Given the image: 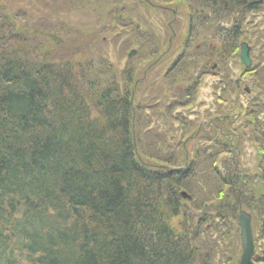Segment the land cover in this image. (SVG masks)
<instances>
[{
  "label": "trees",
  "instance_id": "obj_1",
  "mask_svg": "<svg viewBox=\"0 0 264 264\" xmlns=\"http://www.w3.org/2000/svg\"><path fill=\"white\" fill-rule=\"evenodd\" d=\"M199 2L205 10L233 17L237 24V15L259 10L264 0ZM23 26L29 27L27 34L22 32ZM37 32L26 21L12 19L10 24L0 17V102L5 87L17 75L27 85L22 94L26 99H21L27 106L36 96L45 100L49 95L62 94L61 104L71 106L72 117L66 123L52 115L47 119L41 105L33 103L28 113L32 118L28 119L15 118V113L0 109V115L5 116L3 125L11 127L8 133H0V264H14L16 250L30 264H212L209 258L196 259L188 234L180 232L190 229L187 220L179 231L169 224L168 216L177 214L170 203L179 202L180 179L153 173L136 158L134 149L123 144L122 133L112 127L133 113L123 97L127 91L120 94L117 86L105 90L97 86L90 78L100 72L94 63L81 65L75 61L67 68L66 77L59 61L38 58L41 53L31 47L30 41ZM237 33L236 29L229 34L231 47ZM20 43L29 44L35 52L29 70L21 65L22 59L27 62L31 58L19 56L26 46ZM12 44L22 48L16 58L2 51ZM115 98L119 102H114ZM257 100L253 105L258 104ZM137 113L135 110L133 118L137 119ZM48 122L57 136L48 131ZM21 127L35 137L33 143L25 146L17 140L16 135L23 133ZM135 129L139 143L137 123ZM81 144L87 152L72 155ZM137 152L143 153L142 149ZM259 152L260 181L264 185L262 148ZM142 159L147 161V155ZM79 171L84 172L83 178L77 174ZM223 191L217 198L235 205L236 193ZM78 193L85 195L83 202ZM262 204L264 213V199ZM181 251L184 260L177 254ZM256 259L264 264V256Z\"/></svg>",
  "mask_w": 264,
  "mask_h": 264
},
{
  "label": "rangeland",
  "instance_id": "obj_2",
  "mask_svg": "<svg viewBox=\"0 0 264 264\" xmlns=\"http://www.w3.org/2000/svg\"><path fill=\"white\" fill-rule=\"evenodd\" d=\"M149 2L153 5H150ZM202 5L199 0H0V17L5 18L10 24L12 19L19 22L26 21L36 29L38 32L30 40L31 47L41 53L44 60H48L51 56V59L56 61V58L61 55H75L72 52L77 51L75 60L80 62L93 60L96 65L99 63V68H102L100 73L104 70L108 72V76L116 77L125 72L127 68L130 69V64L138 61L137 64L144 66L140 67V70H136L138 72L152 70L148 77L155 78L156 82L163 88L162 93L167 94L175 86V79H188L192 74L194 77L195 67L203 62L201 60L191 62L193 57L188 58L186 55L177 59L176 54L178 52L193 50L194 56L201 55L204 58L215 56L214 53L207 52L210 45H205V43L218 39L215 29L223 16L218 13L200 12ZM112 10L116 12H111ZM172 11L178 12L175 14L174 23H170L172 18L170 12ZM110 12L115 14V17L124 13L126 22L121 23V17L118 16L115 22L110 24L107 20L110 17L115 19L110 15ZM205 14L206 16H204ZM128 19L134 25L136 24L134 31L142 33L139 34L145 41L142 48L138 44V36L137 39H134L126 35L133 29V24H129ZM246 19L251 25L244 29L245 38L255 42L254 53L258 57L255 64L257 67L252 66L250 68L249 77L253 78V75L257 74L260 79V82L255 81L256 84H253V88L256 87L257 89L254 91L257 93L262 91L258 93L260 95V99L257 100L259 104L263 103L264 100V5L260 12L250 13ZM226 24H230V22L227 21ZM3 31L6 30L3 29ZM20 44L26 45L25 43ZM31 47L28 44L25 46V50L28 55L34 56L35 52L30 50ZM131 49H136L134 53L136 56L133 59L134 54L129 58L127 57V53ZM149 51L159 53L160 57H151ZM96 53H100L102 56L100 57ZM177 61L178 63H176ZM171 62H173V66L176 65L174 70L169 72L168 66ZM220 62L226 71L227 82L231 87L235 82L236 75L240 71H244L242 70L243 66L234 54L227 58H221ZM168 72L170 76L165 77ZM163 78L164 81L161 82ZM206 80L208 84L211 81V79ZM132 92L137 91L132 90ZM159 92L161 94V91ZM208 92L209 85L202 87L200 99H205L207 94H210ZM138 100L143 102L139 95ZM152 115L149 110H144L142 113V118H145L148 127L150 126L148 124L152 123L151 119H156V114ZM152 124V130L145 133L146 139L140 138L139 140L140 143L150 146L151 150L157 148L156 145L159 141L170 142L167 138L164 140L155 134L159 127V121ZM246 124H248L247 127ZM263 124L261 121L259 124L252 121L248 123L245 120L244 110H241L240 117L237 121H233L230 127L234 132V136L231 137L232 151L236 154L230 160L229 173L233 174L232 164H237V177L241 176V173L244 174L245 177L241 176L245 181L242 195L244 200L253 207V217L257 222H259L260 215H264L262 213L264 185L260 181L262 157L257 150L260 143L253 138L252 132H254V126H257V130L262 131ZM243 129H246L249 134L240 138L239 132ZM258 136L260 137L261 134ZM245 139L248 140L247 143H245ZM176 148L177 146L174 150ZM142 151L148 154L150 150L143 148ZM183 153L186 157V152ZM148 160L155 162L152 159ZM223 163H227V161L220 157L216 159V166L219 167ZM212 168L209 165L198 178V182L204 189H207L210 182L216 178L215 169ZM209 192H212V187L209 188ZM236 238L237 235L233 230H230L225 236L227 249L225 248L222 253L223 256L230 257V263L233 261V256L234 258L237 257L239 251L237 245L233 249L234 254L232 253L234 243L237 241ZM259 243L263 248L264 239ZM217 248L213 253L218 252Z\"/></svg>",
  "mask_w": 264,
  "mask_h": 264
},
{
  "label": "bare ground",
  "instance_id": "obj_3",
  "mask_svg": "<svg viewBox=\"0 0 264 264\" xmlns=\"http://www.w3.org/2000/svg\"><path fill=\"white\" fill-rule=\"evenodd\" d=\"M113 20V21H112ZM116 19L113 18H109L107 21L112 24L115 22ZM170 23H174V18H171ZM22 26V25H21ZM111 28V27H110ZM30 31L28 26H23L22 27V32H25L26 34ZM218 36V35H217ZM220 36V35H219ZM218 36V38H219ZM223 38V37H222ZM225 39L226 41L230 42L231 40V36L226 34L225 35ZM231 43V42H230ZM99 45V44H98ZM140 47L142 48V44H139ZM22 46V45H21ZM101 48V47H100ZM140 48V49H141ZM20 49H22L20 47V44L17 45H10L7 48L2 49V51H5V54L7 56L12 55L14 58H16L17 54L19 53ZM139 49V50H140ZM136 52V49H131L129 50V52L127 53V57L129 58L130 56H132L134 53ZM151 57L153 58H159L160 54L156 53L154 51H149ZM98 56H102L100 53H96ZM21 57H25L26 59H29V61H25L24 59L23 62L21 63L22 67L26 70H29V68L32 67V56L28 55L27 52L22 50V53L19 55ZM136 54H134L132 56V59L135 58ZM11 57V58H13ZM59 61L60 64L63 66L61 67V69L63 70L64 73H66V77H68V69L70 68L72 65V55H61L59 58H56V62ZM158 61V60H155ZM95 62V61H94ZM93 60H87L86 63L87 64H93L94 63ZM138 61H136L135 63L130 64L131 66L130 69H126L125 72H123L122 74H119L118 76H122L124 79L129 80L130 76L133 75H145V73H140L138 72L140 67H143L144 65L142 64H137ZM146 68V67H145ZM102 73V74H101ZM99 73V77L101 74L100 79L107 81L109 79H111L113 77V75H109L108 76V72L107 71H103ZM16 80H12V84L9 83L7 84V86L4 89V92L2 93L3 96V102H0V109L3 110L4 108L7 109V113H9L10 115H13V113H15V118H18L20 116L27 118L30 117L32 118V114L28 115L29 111L32 109V103L34 104V106L37 105H41V113L43 114L44 117H46L47 119H49L52 116H56L58 117L63 123H66L72 116H70V108L71 106L63 103L61 104V102L63 101L62 99V94H60L59 96L57 95H49L50 97L46 98L45 100H41L38 96H36V99L33 98L32 102L30 101L28 103V106L26 105L25 102L21 101V99H26V96H23L22 94L24 92H26L27 90V85L24 82L23 79H21L19 76L14 75V77ZM43 79V77H42ZM253 81H258L260 82V79L258 78V75L255 74L253 75V78H250ZM49 83L47 84L48 86H50L51 81L48 80ZM61 82H59L60 85ZM181 83V82H180ZM183 84V83H181ZM53 85H55V83H53ZM111 89V88H109ZM108 89V90H109ZM64 91V90H63ZM113 92V89H112ZM157 94V92H156ZM133 95L132 89L128 90L123 97L128 101L129 105H131V97ZM64 97V95H63ZM10 102V104H8ZM114 102H119L118 98L114 99ZM41 103V104H40ZM140 104V103H137ZM142 105V104H141ZM144 105V104H143ZM245 120L249 123V122H256V120L258 119L259 116H263L264 115V102L263 103H259V104H255L252 105L248 108L245 109ZM28 119V118H27ZM5 122V116L4 115H0V133L4 134V133H8L10 131V126H4ZM138 122V119L129 117H122L118 122L113 123L112 127L116 130H119V132L122 133V137H123V144L131 149H134V151H140L143 148H147L150 150L151 153L152 150L150 149V146H146L145 143H138L136 142V139L131 135L130 132V128L136 124ZM211 124L213 126H216L217 123L215 122H211ZM47 129L48 131L51 133H54V136H57V132L56 129L54 128V126L48 122L47 124ZM21 130L23 131V133H20L19 135H16L17 140H19V142H22L23 145L27 146V144L29 143H33L35 139V137L26 129L21 127ZM131 135V136H130ZM130 137H131V141H130ZM140 138H143L144 140L146 139V134L144 132L140 133ZM260 146L262 148L263 154H264V138L262 140H260ZM74 153H72V155H77V154H82L84 155L87 152L86 146H83L82 144L80 146H78V149H74L73 151ZM66 158H69L70 154H66ZM154 173L159 174L161 176H166V177H172L173 176V170L171 169V167L168 168H164V167H157V168H152L151 169ZM83 173L79 171L77 174H79L82 178H83ZM84 180L89 184L90 181L87 177H84ZM78 197L79 200L81 202H83V200L85 199V195L83 193H78ZM170 207L171 210L173 212H179L182 210V205L180 204V202H178L177 200L172 201L170 203ZM253 222L255 223V225H258V222L256 220H253ZM224 224V223H223ZM218 229V227L216 226H212V225H202L201 230L204 232H213L216 231ZM176 237V236H175ZM189 243L190 245L197 239H199L200 235L195 233V232H190L189 233ZM176 239L179 240V238L176 237ZM74 240H76V238L74 237ZM237 247V241L234 243V246L232 248V253L234 254L233 249ZM238 249H239V244H238ZM254 253H256L260 258H263L264 256V248H262V246L260 244H257L254 246L253 249ZM178 256L180 257V259H186L185 255L181 252L177 253ZM222 263L221 264H231L229 262V260L227 259V256H223L222 259ZM165 264H173L170 262H165Z\"/></svg>",
  "mask_w": 264,
  "mask_h": 264
},
{
  "label": "water",
  "instance_id": "obj_4",
  "mask_svg": "<svg viewBox=\"0 0 264 264\" xmlns=\"http://www.w3.org/2000/svg\"><path fill=\"white\" fill-rule=\"evenodd\" d=\"M247 46L245 43L241 44L240 49V60L244 63L246 67L250 65V58L247 56ZM237 221L240 230V244H241V255L238 264H253V236L251 230V216L250 214L244 212L243 210L238 211ZM262 229H264V219L262 220Z\"/></svg>",
  "mask_w": 264,
  "mask_h": 264
}]
</instances>
